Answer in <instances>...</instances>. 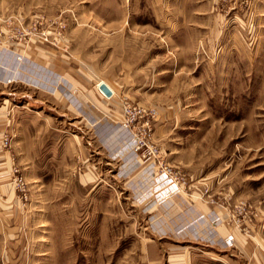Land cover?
<instances>
[{
	"label": "rangeland",
	"instance_id": "374dc122",
	"mask_svg": "<svg viewBox=\"0 0 264 264\" xmlns=\"http://www.w3.org/2000/svg\"><path fill=\"white\" fill-rule=\"evenodd\" d=\"M0 264H264V0H0Z\"/></svg>",
	"mask_w": 264,
	"mask_h": 264
},
{
	"label": "crops",
	"instance_id": "0c3cea01",
	"mask_svg": "<svg viewBox=\"0 0 264 264\" xmlns=\"http://www.w3.org/2000/svg\"><path fill=\"white\" fill-rule=\"evenodd\" d=\"M103 93V92H102ZM108 97V96H107ZM212 229V228H211ZM209 230H210V228H209ZM207 231V235H210L211 234V232L210 231ZM213 231V230H212ZM214 231H217L216 232V235H220V236H222V237H224V236H226L227 234H228V231L224 228V227H218V228H216V229H214Z\"/></svg>",
	"mask_w": 264,
	"mask_h": 264
},
{
	"label": "water",
	"instance_id": "95a60500",
	"mask_svg": "<svg viewBox=\"0 0 264 264\" xmlns=\"http://www.w3.org/2000/svg\"><path fill=\"white\" fill-rule=\"evenodd\" d=\"M99 89L103 92V94H105L106 96H111L112 95V91L109 89V87L105 84L102 83L99 86Z\"/></svg>",
	"mask_w": 264,
	"mask_h": 264
},
{
	"label": "bare ground",
	"instance_id": "6f19581e",
	"mask_svg": "<svg viewBox=\"0 0 264 264\" xmlns=\"http://www.w3.org/2000/svg\"><path fill=\"white\" fill-rule=\"evenodd\" d=\"M107 85V84H106ZM108 86V85H107ZM109 87V86H108ZM109 89L112 91V89L109 87ZM112 95H113V91H112ZM108 97H110V96H108Z\"/></svg>",
	"mask_w": 264,
	"mask_h": 264
}]
</instances>
